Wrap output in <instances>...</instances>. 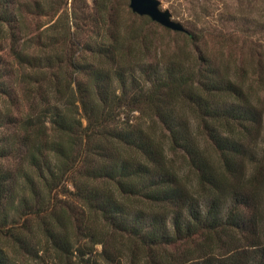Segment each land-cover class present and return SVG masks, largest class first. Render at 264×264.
Returning a JSON list of instances; mask_svg holds the SVG:
<instances>
[{
    "label": "trees",
    "instance_id": "16d2710c",
    "mask_svg": "<svg viewBox=\"0 0 264 264\" xmlns=\"http://www.w3.org/2000/svg\"><path fill=\"white\" fill-rule=\"evenodd\" d=\"M62 1L0 0V264H264L261 44Z\"/></svg>",
    "mask_w": 264,
    "mask_h": 264
},
{
    "label": "rangeland",
    "instance_id": "374dc122",
    "mask_svg": "<svg viewBox=\"0 0 264 264\" xmlns=\"http://www.w3.org/2000/svg\"><path fill=\"white\" fill-rule=\"evenodd\" d=\"M66 0H63L64 2ZM100 1V0H98ZM97 0H67L69 9L75 7L79 12L95 11ZM162 10H169L171 18L180 22L188 31L204 35L210 48L217 51L218 41L226 39L230 41L237 53H249L251 43L261 44L264 51V0H159ZM109 5L121 11L125 21L123 26L128 29L130 25H141L142 15L134 13L130 7V0H110ZM130 12V14H129ZM78 15V14H77ZM132 15V16H131ZM138 16V17H137ZM57 16H37L33 18V25H42L45 28L51 25ZM133 19H135L133 22ZM155 26L154 43L148 59H152L159 51H175L178 45L183 44V35L172 31L153 21ZM144 28V27H142ZM167 29V30H166ZM147 30V29H146ZM37 33V30L31 31ZM86 31L80 32L82 37ZM217 43V44H215ZM229 43V42H228ZM163 59V58H162ZM135 114H138L137 112ZM264 136L259 144L263 147ZM0 245L3 242L0 237ZM100 246H98V249ZM46 264H51L46 261Z\"/></svg>",
    "mask_w": 264,
    "mask_h": 264
},
{
    "label": "water",
    "instance_id": "95a60500",
    "mask_svg": "<svg viewBox=\"0 0 264 264\" xmlns=\"http://www.w3.org/2000/svg\"><path fill=\"white\" fill-rule=\"evenodd\" d=\"M132 11L138 15L148 16L152 21L160 23L162 26L177 32H187V29L171 18L169 10L160 8L159 0H130Z\"/></svg>",
    "mask_w": 264,
    "mask_h": 264
}]
</instances>
